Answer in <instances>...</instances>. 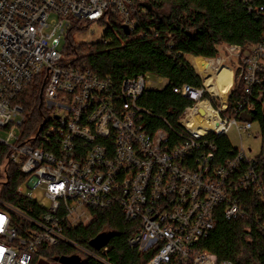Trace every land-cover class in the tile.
Returning a JSON list of instances; mask_svg holds the SVG:
<instances>
[{"label": "built area", "instance_id": "obj_1", "mask_svg": "<svg viewBox=\"0 0 264 264\" xmlns=\"http://www.w3.org/2000/svg\"><path fill=\"white\" fill-rule=\"evenodd\" d=\"M139 1L0 0L1 180L18 169L23 199L7 202L0 182V264H54L45 249L61 242L93 255L67 238L65 227L87 225L91 208L115 204L127 220L139 221L130 244L155 252L147 264H234L198 248L220 217L250 218L264 235V160L249 157L242 141L253 136L243 113L264 105V36L246 48L220 45L227 56L217 61L189 55L203 81L172 86L192 102L180 128L150 130L144 123L150 111L138 103L152 88L148 74L114 81L75 66L65 53L71 29L102 24L107 13L120 14L134 31ZM257 11L264 14V4ZM197 58L206 61L203 70ZM227 60L244 91L233 103L234 83L226 96L205 83ZM36 84L44 112L38 121L23 100ZM232 128L240 146L230 140ZM219 137H228L227 152Z\"/></svg>", "mask_w": 264, "mask_h": 264}, {"label": "trees", "instance_id": "obj_2", "mask_svg": "<svg viewBox=\"0 0 264 264\" xmlns=\"http://www.w3.org/2000/svg\"><path fill=\"white\" fill-rule=\"evenodd\" d=\"M139 11L134 12L137 28L126 32L123 18L118 13H107L103 39L77 42L74 29L67 34L66 54L75 66L90 69L103 78L121 81L138 74H153L166 78L163 88H148L138 99L150 114L144 118L150 130L180 128L181 113L192 102L177 94L172 86L202 85V77L188 59L189 55L216 57L222 44L246 48L260 42L264 36V14L257 11L264 0H141ZM147 5L151 7L148 8ZM87 27H85L86 29ZM264 80V75H263ZM40 85H33L23 100L31 117L38 121L42 111ZM264 89V81L261 85ZM243 85L235 73L230 102L243 95ZM244 119L258 122L263 138L264 160V105L243 113ZM219 148L227 152L228 137L217 138ZM5 161L0 157L1 194L10 203L22 204L16 193L22 175L16 168H9L6 181L1 180ZM264 164V162H263ZM92 220L87 225L66 226L64 234L73 243L93 255H80L78 249L61 242L45 249L49 259H77L76 264H147L154 251L140 252L130 244V238L138 231V220H127L117 204L109 208H91ZM108 233V244L97 249L92 241L100 234ZM199 249L214 253L220 261L234 264H264V235L250 218L227 220L220 217L208 237L198 243ZM187 264H193L188 262Z\"/></svg>", "mask_w": 264, "mask_h": 264}, {"label": "rangeland", "instance_id": "obj_3", "mask_svg": "<svg viewBox=\"0 0 264 264\" xmlns=\"http://www.w3.org/2000/svg\"><path fill=\"white\" fill-rule=\"evenodd\" d=\"M104 30H105V26L103 24L89 23V25H88V27L86 29L73 31L72 37L77 42L97 41V40L103 39ZM65 53H66V51H65ZM218 55L221 58H226L227 53L225 51L220 50ZM215 59L217 61V57ZM194 61H195L194 57H192L191 58L192 64L195 63ZM226 64L228 65V67H227V65L226 66H221V68L218 70V72L212 74V78H211L212 79V83H208V82L206 83L207 78H206V81H205V83L207 85H211V90L214 91V94H216V95H220V94H217L216 92L218 90H221L220 86H219V82H218V80L216 78V76H217L216 74L220 73L223 70L230 71L231 74H233L232 73L233 71H232L231 68L234 67V62L227 60ZM205 65H206V63H204V62L201 63V64H198L199 68L202 69V70L204 69ZM147 79L150 81V84L152 85V87H156V88H163L168 83V80L166 78L159 77V76H156V75H153V74H148L147 75ZM231 83H232V78H231ZM231 83L229 84V86L231 85ZM229 86L226 88V90H225L226 92H225V94L223 96L227 95V92L229 91V89L231 87V86L230 87ZM260 131L261 130H260L258 122H253V128L251 130V133H252L253 136L252 137H248L247 134H244V136H243V140L242 141L244 143V146L246 148H248L249 146L251 147L250 151L247 150V154H248L249 157H255V156L259 155L262 152L263 138H262V135H261ZM229 137H230V140L232 141L233 145L240 146L241 139H240L239 135L236 133L235 128H232L230 130ZM51 260H53V259H51ZM49 262L50 261H48L46 259H40L38 261V264H48ZM53 262H54V264H60L58 262H55L54 260H53Z\"/></svg>", "mask_w": 264, "mask_h": 264}, {"label": "bare ground", "instance_id": "obj_4", "mask_svg": "<svg viewBox=\"0 0 264 264\" xmlns=\"http://www.w3.org/2000/svg\"><path fill=\"white\" fill-rule=\"evenodd\" d=\"M197 60V63L198 64H201V63H205L206 61H204L203 59H201V58H197L196 59ZM224 66H226V65H224ZM202 70V69H201ZM217 76H216V78H217V80H218V82H219V86H220V89L221 90H218L216 93L217 94H220V95H224L225 94V90H226V88L229 86V84L231 83V78H232V74H231V72L230 71H227V70H223V71H221L220 73H218V74H216ZM212 75H210V76H208L207 77V81H206V83L208 82V83H212ZM231 85H232V83H231ZM230 85V86H231ZM229 86V87H230ZM229 89V88H228ZM214 92V91H213Z\"/></svg>", "mask_w": 264, "mask_h": 264}, {"label": "water", "instance_id": "obj_5", "mask_svg": "<svg viewBox=\"0 0 264 264\" xmlns=\"http://www.w3.org/2000/svg\"><path fill=\"white\" fill-rule=\"evenodd\" d=\"M146 6L148 8H150V5ZM125 30L127 33L130 32L129 28L127 26H125ZM200 113H203V110H200ZM110 238V234L108 233H103L100 234L99 236H97L93 241L92 244L97 248V249H101L102 247L106 246L108 244ZM57 262H59L60 264H76V262H78L77 259H72V258H61L59 261L56 260Z\"/></svg>", "mask_w": 264, "mask_h": 264}, {"label": "crops", "instance_id": "obj_6", "mask_svg": "<svg viewBox=\"0 0 264 264\" xmlns=\"http://www.w3.org/2000/svg\"><path fill=\"white\" fill-rule=\"evenodd\" d=\"M189 57V56H188ZM189 60H190V57H189ZM224 66V65H223ZM228 67V66H227ZM233 71V70H232ZM233 74H232V85H233V83H234V78H235V74H234V71L232 72Z\"/></svg>", "mask_w": 264, "mask_h": 264}]
</instances>
